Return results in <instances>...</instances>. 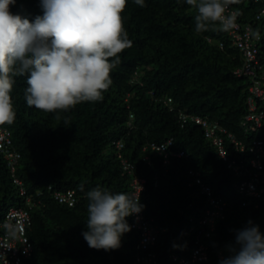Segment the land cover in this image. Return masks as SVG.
<instances>
[{"label":"trees","instance_id":"obj_1","mask_svg":"<svg viewBox=\"0 0 264 264\" xmlns=\"http://www.w3.org/2000/svg\"><path fill=\"white\" fill-rule=\"evenodd\" d=\"M232 7L242 28L251 29L264 63V15L258 17L264 0H239ZM10 11L30 20L43 15L40 0H16ZM194 15L186 0H145V7L127 0L122 16L132 46L119 54L111 86L101 101L77 104L60 118L28 107L26 77L17 78L12 92L16 118L0 125L11 132L12 149L20 154L14 176L0 154V235L11 208L29 210L26 230L33 251L27 264H142L136 262L139 234L132 228L122 236L121 246L109 251L90 248L82 235L88 230L86 193L99 185L132 195L134 176L146 180L140 200L144 217L165 228L153 251L155 264H179L175 256L189 258L200 220L212 208L191 170L200 174L215 200L226 204L210 237L201 240L208 260L196 264H219L218 252L228 254L226 245L249 220L264 233V196L240 194L245 178L228 167L203 127L178 119L183 111L234 134L245 144L244 151L218 132L229 159L253 169L250 147L256 139L264 142V119L260 129L245 134L242 122L250 113L252 80L236 72L246 59L218 24L197 33ZM256 100L257 112L264 111V103ZM170 139L169 150L187 156L172 157L165 165L150 146ZM117 142L123 144L120 150ZM122 159L131 172L124 170ZM68 190L75 191L74 206L55 198L56 192ZM127 222L131 226V216Z\"/></svg>","mask_w":264,"mask_h":264},{"label":"clouds","instance_id":"obj_2","mask_svg":"<svg viewBox=\"0 0 264 264\" xmlns=\"http://www.w3.org/2000/svg\"><path fill=\"white\" fill-rule=\"evenodd\" d=\"M16 0H0V125L16 118L13 86L26 77V105L60 118L82 102L103 99L112 84L119 54L132 46L122 13L127 0H40L43 15L30 20L10 11ZM145 7V0H134ZM195 10L197 33L209 25L227 32L236 27L239 0H186ZM88 246L105 251L121 246L131 231L127 218L139 214V197L96 186L86 193ZM219 264H264V233L251 220L236 230Z\"/></svg>","mask_w":264,"mask_h":264},{"label":"built area","instance_id":"obj_3","mask_svg":"<svg viewBox=\"0 0 264 264\" xmlns=\"http://www.w3.org/2000/svg\"><path fill=\"white\" fill-rule=\"evenodd\" d=\"M260 2L262 0H254ZM231 11H236L232 5L229 6ZM264 15V9L260 12L258 17ZM233 38L234 45L238 47L244 55L246 61L241 69L237 70V74L250 76L252 85L250 86V93L253 97L249 99L250 113L246 115L242 122L246 135H252L253 132L261 128L264 119V111L257 112V100L264 103V63H261L257 43L253 39L252 31L249 27L242 28L239 23V15L236 20V27L227 31ZM172 102L168 99V105ZM178 119L183 124L189 120L201 125L204 129L205 136L210 139L218 148L219 155L228 162V167L232 169L237 176H243L245 179L239 184L238 190L240 194L247 198H261L264 196V142L256 139L252 142L250 152L253 155L251 166L253 169L245 168L243 162L230 160L227 150L224 145V137L218 135L226 133L228 140L236 146L237 150L244 151L245 144L240 142L232 133H227L220 128L218 124L210 123L209 121L187 114L183 111L178 112ZM172 145V139L163 144H152L151 150L158 155L163 156L164 164L168 165L172 157L183 158L187 155L185 152L170 151L169 147ZM123 147L121 142L116 143L117 150ZM0 154H2L8 162L11 169L12 176L16 171V164L20 158V154L12 149L11 132L0 126ZM122 158L121 155H119ZM122 165L125 171L131 172L132 166L124 159ZM190 175L194 177L195 183L201 187V192L205 194L211 204V209H208L205 216L200 220L201 229L196 237V247L194 248L189 258L173 257L174 261L179 264H196L208 260V253L206 247L201 243L203 237H210L214 230L215 222L223 218L225 203L217 201L212 196L210 187L204 185L200 178V174L194 170L190 171ZM247 176V177H246ZM21 184L19 180H15ZM193 184H191L192 186ZM132 195L139 197L146 189V180L142 177L134 176L131 181ZM20 194L25 195V190L21 188ZM55 198L60 203L74 206L76 204L75 191L68 190L64 193L56 192ZM29 202V200H28ZM30 206V205H29ZM131 228L138 232L139 241L137 243V250L139 254L136 258L137 263L155 264L156 254L153 252L156 248L159 236L165 232V228L158 224H153L144 217L143 211L137 215L131 216ZM31 224L30 212L24 207L11 208L4 220L3 233L0 235V264H27L26 259L31 257L33 247L27 237V227ZM224 256L223 251L218 252V261Z\"/></svg>","mask_w":264,"mask_h":264}]
</instances>
